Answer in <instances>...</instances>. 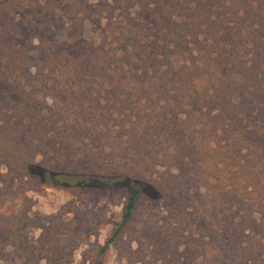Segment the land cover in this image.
<instances>
[{
	"label": "trees",
	"instance_id": "16d2710c",
	"mask_svg": "<svg viewBox=\"0 0 264 264\" xmlns=\"http://www.w3.org/2000/svg\"><path fill=\"white\" fill-rule=\"evenodd\" d=\"M122 1L139 2L154 26L142 38L112 34L104 47H88L80 64L52 35L61 11L81 47L85 18L77 8L89 16L88 0L75 8L0 0V185L34 179L126 192L123 219L103 253L134 223L143 200L174 199L178 216L195 217L205 231L189 237L183 255L190 264H264V0ZM33 34L51 54L35 76ZM51 95L62 100L49 109ZM86 138L104 147L97 164L114 163L109 147L138 161L158 159L165 171L159 179L150 168L127 166L103 179L77 174L73 149L92 145ZM197 193L204 197L188 215L186 199ZM33 225L0 213V235L23 264H65L69 252L58 241L24 245Z\"/></svg>",
	"mask_w": 264,
	"mask_h": 264
},
{
	"label": "rangeland",
	"instance_id": "374dc122",
	"mask_svg": "<svg viewBox=\"0 0 264 264\" xmlns=\"http://www.w3.org/2000/svg\"><path fill=\"white\" fill-rule=\"evenodd\" d=\"M59 1L75 8L76 5L84 4L85 0ZM86 9L89 16L85 17L84 11L80 12L77 8L79 17L85 18L81 47L73 42L70 24L61 11L56 12L60 24L54 28L52 35L53 39L72 47L73 58L80 64L87 63L84 59L88 57V47L94 50L104 47L112 34L124 29L142 38L148 34L147 29L154 26L146 19L139 2L126 4L122 0H88ZM29 41L32 43V74L40 75L51 54L43 49L37 35H31ZM61 100L51 95L44 99V104L51 109ZM87 138L85 142L93 146L87 147L77 142V148L73 149L77 152V174L94 177L93 180L103 179L127 166L131 170L137 167L150 168L149 175L159 179L165 171L158 159L145 158L138 161L133 154L127 155L120 149L109 147L107 152L113 156L114 163L108 161L104 165L97 164L94 158L96 159V154L104 147L98 142L93 143L91 139L88 141ZM41 161L42 158L39 157L37 162ZM173 171L176 173V170ZM197 194L198 197L193 200L186 199L188 215L194 212V202L199 204L204 197L203 193ZM126 203V192L110 191L103 185L63 189L46 186L34 179L15 180L0 185V213L27 217L34 223L27 230L24 245L39 247L46 239L58 241L69 252L65 264L191 263V259L188 261L189 257L183 255L190 242L189 237L193 240L202 239L205 231L203 227L196 225L195 217H190L187 222L178 216L179 203L174 199H169L167 204L163 201L143 200L134 223L103 253V247L113 236L114 226L123 219ZM177 248L181 257L176 255ZM0 264H23L17 250L1 235ZM41 264H44L43 260Z\"/></svg>",
	"mask_w": 264,
	"mask_h": 264
}]
</instances>
